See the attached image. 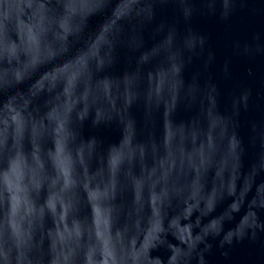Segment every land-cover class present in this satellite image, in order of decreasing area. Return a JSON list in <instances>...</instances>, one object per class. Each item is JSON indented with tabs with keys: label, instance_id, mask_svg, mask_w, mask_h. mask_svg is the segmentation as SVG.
<instances>
[{
	"label": "water",
	"instance_id": "1",
	"mask_svg": "<svg viewBox=\"0 0 264 264\" xmlns=\"http://www.w3.org/2000/svg\"><path fill=\"white\" fill-rule=\"evenodd\" d=\"M0 264H264V0H0Z\"/></svg>",
	"mask_w": 264,
	"mask_h": 264
}]
</instances>
